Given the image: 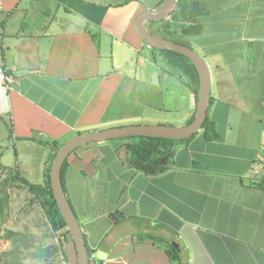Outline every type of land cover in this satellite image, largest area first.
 <instances>
[{"label": "crops", "instance_id": "obj_1", "mask_svg": "<svg viewBox=\"0 0 264 264\" xmlns=\"http://www.w3.org/2000/svg\"><path fill=\"white\" fill-rule=\"evenodd\" d=\"M163 1H2L0 64L12 81L0 87V119L12 124L8 138L45 149L40 180L30 166L29 181H47L55 141L189 124L199 92L187 61L149 46L136 28ZM180 15L158 22H171L174 39L207 61L208 115L220 137L201 128L156 155L159 172L156 161L132 165L127 145L140 137L72 152L63 185L92 264H264V0H182ZM64 246L78 264L74 240Z\"/></svg>", "mask_w": 264, "mask_h": 264}, {"label": "water", "instance_id": "obj_2", "mask_svg": "<svg viewBox=\"0 0 264 264\" xmlns=\"http://www.w3.org/2000/svg\"><path fill=\"white\" fill-rule=\"evenodd\" d=\"M178 1L179 0H164L156 8L142 14L137 20L136 28L141 38L149 46L180 53L189 57L195 65L199 76L200 86L197 109L193 120L185 126L168 124L127 125L80 133L74 135L60 146L53 161L50 173L51 186L57 204L75 242L78 264H92V260L84 230L70 203L62 181L63 166L71 153L77 148L91 142L121 138L153 137L175 140L189 139L203 127L208 117L212 93V77L207 61L191 47L152 33L146 24L150 21H159L168 18L175 9Z\"/></svg>", "mask_w": 264, "mask_h": 264}, {"label": "trees", "instance_id": "obj_3", "mask_svg": "<svg viewBox=\"0 0 264 264\" xmlns=\"http://www.w3.org/2000/svg\"><path fill=\"white\" fill-rule=\"evenodd\" d=\"M181 3H182V0H179L177 3V7L172 12V14L176 15L177 20L181 19V15H180L181 14ZM157 25L159 26L162 25L164 27L163 36L165 38L174 40L175 42L179 43L178 40L174 39V36L177 33L178 29L174 27L171 22L153 21V22L148 23L149 28L156 27ZM151 32L156 34V32L153 30H151ZM163 52L170 53V55L173 57V61H177L179 59H184L185 61H187V64L189 65V68L192 71L195 77L196 83H197L196 93L198 95V92H199L198 73H197L195 65L190 60V58L180 53H176L174 51L163 50ZM193 118L189 121V123L193 120ZM202 128L205 130V136L207 137V139H216L220 137V134L217 132L215 128V124L210 119L209 115ZM11 134H12V130L10 129V135ZM189 139H185L183 141H189ZM179 141H182V140L167 139V138L140 137L137 141L129 143L127 145L128 151L130 153V161L132 165H136V161H145V162L156 161V164L158 165L156 166V168H154L155 172L162 171L164 168L162 166H159L161 165V163H160V160L156 159V155L158 154L168 155L171 151V146L176 144ZM53 145L55 146V153L53 156V159H54L61 145L60 143L56 141ZM2 155H3V152L0 153V171H2V169L4 168L1 162ZM67 164H68V160H66L63 166L62 181L64 178V172H65ZM51 166H52V162L49 166L48 179L44 184L33 183L29 181L19 171L16 172L14 175H12L10 179L12 180V182H20L22 185L27 187L29 192L34 196L33 198L41 206L52 229L56 232L60 231L62 233L60 242L58 245H56L53 248L38 246L34 244L33 243L34 240L30 238L33 236L27 235L24 232L4 228V225L6 224L8 220L9 208H10V194L6 191V187L8 186L10 181L8 178H6L2 180V182L0 183V240L1 239L11 240L13 244V249L3 254V256L7 258L9 256L13 257V260L12 259L9 260V258L8 259L6 258V264H20L18 259L20 258V254H22V252H24L25 250L30 255V257H32L35 260L44 261L46 262L45 264H54V263H50L49 260L53 261L59 253H62L66 264H69V256L65 252L64 244L69 239L73 240V237L70 233L66 220L57 204V201L53 193V189L51 186V176H50ZM88 250L91 256L93 250L90 247H88ZM168 252L170 256L172 257V259L177 260L180 258L178 251L174 247H169Z\"/></svg>", "mask_w": 264, "mask_h": 264}, {"label": "rangeland", "instance_id": "obj_4", "mask_svg": "<svg viewBox=\"0 0 264 264\" xmlns=\"http://www.w3.org/2000/svg\"><path fill=\"white\" fill-rule=\"evenodd\" d=\"M174 17H176L175 14L169 18L172 19ZM176 39L179 40L178 38ZM160 116L163 117V113H161ZM11 128L12 124L10 120L4 121L0 119V153L3 152L1 162L4 167L2 171H0V183L6 178L10 181L6 187V191L10 194L9 216L4 228L24 232L34 237H30L34 240V244L53 248L59 244L62 233L52 229L41 206L33 198L34 196L29 192L27 187L20 182H12L10 179L12 175L18 171L26 176L27 173L25 170H27V167L34 166L32 180H40L44 165L42 161L44 160L45 149L35 144H26L21 141H16L13 137L8 138ZM12 249L13 244L11 240H0V264H6L7 257L3 256V254ZM64 249L68 255L67 247L64 246ZM8 258L9 260H13L11 256ZM18 260L20 264L46 263L33 259L26 250L20 254ZM49 262L54 264H66L62 253H59L53 261L49 260Z\"/></svg>", "mask_w": 264, "mask_h": 264}, {"label": "built area", "instance_id": "obj_5", "mask_svg": "<svg viewBox=\"0 0 264 264\" xmlns=\"http://www.w3.org/2000/svg\"><path fill=\"white\" fill-rule=\"evenodd\" d=\"M2 1L0 0V10L2 9ZM11 81L12 79L7 74L5 67L0 64V87L10 88Z\"/></svg>", "mask_w": 264, "mask_h": 264}]
</instances>
